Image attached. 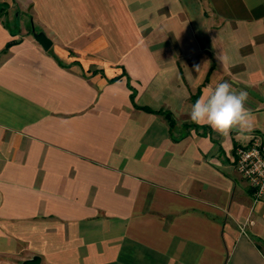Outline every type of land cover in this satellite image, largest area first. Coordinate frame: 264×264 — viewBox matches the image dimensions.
Instances as JSON below:
<instances>
[{
  "label": "crops",
  "instance_id": "0c3cea01",
  "mask_svg": "<svg viewBox=\"0 0 264 264\" xmlns=\"http://www.w3.org/2000/svg\"><path fill=\"white\" fill-rule=\"evenodd\" d=\"M222 81L251 132L191 121ZM255 132L264 0H0V264H264Z\"/></svg>",
  "mask_w": 264,
  "mask_h": 264
},
{
  "label": "clouds",
  "instance_id": "9594fccd",
  "mask_svg": "<svg viewBox=\"0 0 264 264\" xmlns=\"http://www.w3.org/2000/svg\"><path fill=\"white\" fill-rule=\"evenodd\" d=\"M248 93L233 88L228 81L217 83L191 106L190 119L197 125H207L215 133L227 137L232 132H251L254 117L246 107Z\"/></svg>",
  "mask_w": 264,
  "mask_h": 264
},
{
  "label": "built area",
  "instance_id": "2783aa9c",
  "mask_svg": "<svg viewBox=\"0 0 264 264\" xmlns=\"http://www.w3.org/2000/svg\"><path fill=\"white\" fill-rule=\"evenodd\" d=\"M236 169L255 190L256 199L264 197V132H255L249 142L235 147Z\"/></svg>",
  "mask_w": 264,
  "mask_h": 264
},
{
  "label": "water",
  "instance_id": "95a60500",
  "mask_svg": "<svg viewBox=\"0 0 264 264\" xmlns=\"http://www.w3.org/2000/svg\"><path fill=\"white\" fill-rule=\"evenodd\" d=\"M32 29H33L34 38L39 43H41L45 49L48 50L53 44L52 40L48 37V35L43 30L37 31L34 28ZM39 263H40V257H34V259L27 261L26 264H39Z\"/></svg>",
  "mask_w": 264,
  "mask_h": 264
},
{
  "label": "trees",
  "instance_id": "16d2710c",
  "mask_svg": "<svg viewBox=\"0 0 264 264\" xmlns=\"http://www.w3.org/2000/svg\"><path fill=\"white\" fill-rule=\"evenodd\" d=\"M166 116H167L169 122H171V125L172 126L175 125L173 115H172V113L170 111L166 113Z\"/></svg>",
  "mask_w": 264,
  "mask_h": 264
}]
</instances>
